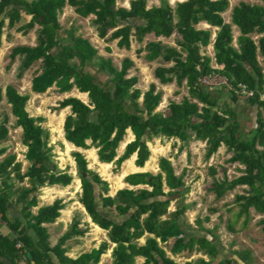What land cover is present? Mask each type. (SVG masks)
Returning <instances> with one entry per match:
<instances>
[{
	"label": "trees",
	"instance_id": "trees-1",
	"mask_svg": "<svg viewBox=\"0 0 264 264\" xmlns=\"http://www.w3.org/2000/svg\"><path fill=\"white\" fill-rule=\"evenodd\" d=\"M118 0H0V47L5 29H14L22 21V13L31 20L17 28L28 34L36 30L35 46L19 45L12 49L11 61L21 59L18 76L30 70L36 62H42V70L32 80V91L44 94L56 86L60 94L77 89L88 95V104L77 97H68L59 103V109H70L64 122V138L77 148H95L99 162L113 164L114 172L135 155L136 168H144L151 150L148 142L155 138L178 139L181 143L191 140L206 143V159H210L224 144L232 153L230 162L244 166L243 175L230 180L227 176L216 179L211 191L217 199L237 187L246 186L244 194L235 196L239 205L237 218L246 216L253 209L264 215V5L242 2L232 12V24L225 22L222 14L229 8L228 0H186L174 7L169 1L149 7L148 0H131L129 8L117 6ZM264 3V0H263ZM70 6L81 18L94 16L92 21L98 37L106 42L116 41L119 49L129 50L131 41H145L149 34L156 38H172L179 35L175 45L152 41L139 47L136 54L146 52L147 62L161 61L154 76L162 85H184L189 96L181 102L171 101L165 111H158L163 91L152 83L148 90L137 87L138 78L130 76L129 62L125 61L120 71H115L111 62L99 55L98 49L87 38L76 35V29L64 31L60 15ZM201 22L218 28L214 39L215 62L202 54V49L212 43V31L198 29ZM233 25L241 30V37L234 45ZM254 36H259L254 40ZM98 68V69H97ZM95 71V72H93ZM103 75L104 78L100 77ZM218 75L228 79L231 99L240 96L235 91L241 85L254 91L250 104L258 107L256 127L249 133L242 131L239 115L232 108L219 104V93L200 83L203 77ZM226 89V88H225ZM6 97L16 125L22 128V144L28 168L22 172V164L15 155H8L0 165V264H98L101 256L110 247L107 242L81 253L76 259L67 256L64 244L67 240L84 236L87 228H81L82 219L76 214L63 236L52 246L49 230L45 225L55 223L65 209L62 199L44 206L39 214V187L70 186L74 177L62 171L56 161L50 132L41 126L42 118L30 116L27 104L30 95L21 94L14 86L0 88V102ZM130 130L133 140L127 143L120 156L117 149ZM9 137L7 122L0 124V143ZM0 148V157L6 153ZM78 180L81 182L82 204L92 223L107 231L112 244L111 264H253L252 250H233L232 258L215 263L218 247L214 231L202 227L206 235H188L194 230L186 221L189 206L185 203V184L177 177L175 168L166 157L159 161L160 173L133 174L124 178L132 187L121 189L112 197L107 181L88 168L86 156L73 153ZM215 173V172H213ZM27 183L30 187H17ZM168 186L172 191H166ZM179 195L177 209L171 212L172 196ZM17 196L16 201L14 197ZM12 204L21 205L22 219L11 221L8 217ZM117 219V220H116ZM264 230V219L260 221ZM7 226L9 235L1 229ZM231 230L235 232L233 225ZM145 243L140 244V239ZM174 239L173 244L169 243ZM174 256L182 251H196L202 257L196 260L177 262ZM19 245V246H18ZM206 256L208 259H205Z\"/></svg>",
	"mask_w": 264,
	"mask_h": 264
},
{
	"label": "rangeland",
	"instance_id": "rangeland-1",
	"mask_svg": "<svg viewBox=\"0 0 264 264\" xmlns=\"http://www.w3.org/2000/svg\"><path fill=\"white\" fill-rule=\"evenodd\" d=\"M172 6H176L177 2L182 0H167ZM239 2V0H235ZM129 0H118L117 6L125 8ZM161 0H148V6L158 5ZM126 9V8H125ZM230 10V9H229ZM226 15V13H225ZM23 19L21 23L14 29H5L0 47V88L5 89L8 85L14 86L21 94L30 95V100L27 104V111L30 116L35 118H42L41 126L48 129L50 132V144L53 145L56 161L62 171H67L74 177L73 183L69 187H39L37 192L32 195H37L38 206L33 209L35 214H39L41 209L52 204L57 199H62L65 204V209L61 211V216L55 224H48L50 232L49 242L51 244L57 243L58 239L66 231V225L70 223L76 214H80L82 219V226L84 225V216L81 211L80 197L81 191L75 183L78 180L73 153L76 152L73 147H69L64 138V122L66 117L70 114V109L66 108L60 110L59 103L68 97H77L84 102H89L88 99L82 97L77 89H73L69 93L60 94L56 86H53L44 94H36L32 91V80L42 70V62H36L35 65L24 73L22 77L18 76L19 67L21 66V59L18 57L15 61H11L10 54L14 47L19 45L32 46L37 44L36 30L38 27L30 31L28 34H22L17 31V28L30 21L25 13H22ZM94 16L89 18H81L75 12V9L67 6L60 15V23L64 31H69L72 28L76 29V35L87 38L98 49L100 57L111 62L115 71H120L123 68L124 62L128 61L130 68L128 74L138 78L137 87L142 91L148 90L149 86L154 82L155 70L162 65L161 61L148 63L145 58V52L136 54L139 47L144 46L147 42L157 40L153 35H147L145 41L137 44L134 40L131 41L129 50L119 49L116 46V41L106 42L98 37L96 28L92 21ZM178 34L172 38H163L166 44L175 45ZM202 52L210 54L209 47L203 48ZM98 69V68H97ZM95 72V71H93ZM104 78L103 75L99 74ZM157 81V80H156ZM157 86L163 91V100L158 108V111H165L169 102L173 100L180 101L185 95H188V89L184 85L179 87L176 83L162 85L158 82ZM158 88V89H159ZM219 96L225 100H231V90L220 88L218 89ZM261 98V96H260ZM86 99V101H85ZM241 101L247 102L250 106V98H239ZM231 103V102H230ZM247 114L251 112L250 107L242 110ZM249 111V112H248ZM239 115L242 124V131L249 133L255 125L256 115ZM7 122L9 128V137L6 141L0 143V148H6V153L0 157V165L8 155H15L16 162L22 164V172L25 173L28 168V163L25 161L24 154L26 147L22 144V128L16 125V118L11 112V106L7 103V99L3 96L0 102V124ZM128 139V137H126ZM149 148L157 150L154 156V162H157L161 156L172 159V164L175 168L176 175L185 184L187 192L185 193V203L189 206L186 212V221L192 226L194 230L189 231L188 235H206L200 232V225L197 223L199 219L202 222V227L214 231L216 236L215 243L218 247V254L215 258V263L225 258H232L233 250L249 249L253 253V264H264V230L260 223L264 219V215L251 213L247 223H245L246 216L237 218L240 212L239 205L234 203L235 196L244 194L248 187L240 186L231 192H227L223 198L217 199L214 192L211 191L214 180L222 179L227 176L230 180L243 175L244 166L241 164H232L230 162L232 153H229L226 146L223 144L216 154L210 159H206L205 143H200L191 140L187 143H181L178 140L168 138H155L148 142ZM179 150V151H178ZM87 161H91L89 153ZM162 158V157H161ZM160 158V159H161ZM159 159V161H160ZM114 166V165H113ZM115 166L111 170L112 173ZM118 171V170H117ZM215 172V173H213ZM17 187H30L27 180L24 184H19L14 181ZM166 191H172L166 186ZM174 202L171 209H177V202L179 195L172 196ZM17 196L14 197L16 201ZM21 205L12 204L9 213H16L20 210ZM236 229L233 232L230 226ZM84 228V226H83ZM181 260L190 261L202 257L201 253L196 251H186L180 254ZM205 259H208L204 256ZM235 258V257H234ZM177 260H179L177 258Z\"/></svg>",
	"mask_w": 264,
	"mask_h": 264
},
{
	"label": "crops",
	"instance_id": "crops-1",
	"mask_svg": "<svg viewBox=\"0 0 264 264\" xmlns=\"http://www.w3.org/2000/svg\"><path fill=\"white\" fill-rule=\"evenodd\" d=\"M130 1L131 0H129V2ZM184 1H186V0H182V1H179V2H184ZM228 1H229V8L225 12L226 15H225V13L222 14L225 22L228 23V24H232V12H233V9L236 6H239L242 2H246V3L251 4V5H264L263 0H239V2H236L235 0H228ZM129 2H127V4L125 5L126 9L129 8ZM179 2H177V3H179ZM158 5H160V3ZM26 16H27V18H29V17L31 18V16H28V15H26ZM197 28L198 29H204V30H211L212 31V43L208 46L210 48V50H211V53L210 54H206V55L210 56L213 59L212 67L214 69H219V67L216 65V62H215V52H214V45H213L214 39L216 37V31L218 30V28L212 27L209 24H207L206 22H201L197 26ZM149 35L155 36L154 34H149ZM233 35H234V45H235V47H237V46H239V45H237V40H239V38L241 37L242 33H241L240 28L237 27V26H234V25H233ZM253 38H254L255 41H257L259 36H254ZM162 39L163 38H157V40H153V41H162ZM149 42H152V41H149ZM149 42H147V43H149ZM162 42L165 43L164 41H162ZM146 44L144 46H142V47H145ZM32 46H35V44H33ZM145 54H146V52H145ZM202 54H205V53L202 52ZM263 60H264V58L259 56V61L261 63L263 62ZM148 63H153V62H148ZM158 82H159L158 79H154L153 83H155L157 85ZM159 90H160V88H159ZM213 91H214V93H216V92L219 93L220 92L218 89H214ZM187 96L188 95H185V97H187ZM260 96H261L260 99L263 101L264 100V93L260 94ZM173 101H176L178 103L181 102V100L180 101L173 100ZM170 102H169V104H170ZM219 104L220 105L229 106L230 108L233 109V111L235 112L236 115H249V113L252 112L251 115H256L255 116V120H254L255 121L254 128L256 127V119H257V115H258V107L257 106H253V105L250 106L247 102L241 101L240 99L237 100L236 102L232 101V99L228 101V100L222 99L220 96H219ZM247 107H250V110H251V112L248 111L249 112L248 114L246 112L242 111L243 108H244V110H246ZM263 115H264V112H263ZM239 119H240V117H239ZM126 137H128V139H126ZM132 140H133V136H132L130 130H127L126 136L124 137L123 142L120 143V145H119V147L117 149V155L118 156H120L122 154L125 145L127 143H129L130 141H132ZM176 140H178V139H176ZM198 142H200L202 144L204 143L202 141H198ZM71 146L73 147L74 145L71 144ZM205 146H206V143H205ZM73 148H74V150L83 153L86 156V158H87L86 154L89 153V157H90L91 161H88V164H89L88 168L90 170H92V171H95L97 174H99V176L102 178L103 181H107L109 183V186H110L109 195L112 196V197L115 195V193L118 190H121V189L144 188V186H137V187L129 186L128 184L124 183L123 180H124V178L126 176L133 175V174L150 173V174H153V175H158L160 173L159 159L161 157H164V156H161L159 159H157V162L155 163L154 162V156H155V153H156L157 150H155V149L153 150L152 149L150 159H149L148 163H146L144 168H136L135 167V165H134L135 155H133L130 159H127V161H125L121 165V167L119 168L118 171H116V173H112L111 170L114 167L113 164L108 165V164L100 163L99 159H98L97 150L95 148H91V149H88V150H85V149H82V148H77L75 146ZM152 153L154 155L153 157H152ZM91 154H93L92 158H91ZM168 159H170V161L172 162L171 158L168 157ZM75 167H76V164H75ZM78 182H80V181L79 180L75 181L76 184ZM59 187H61V186H59ZM67 187H69V186H67ZM63 188H65V187H63ZM78 188H80V191L82 193L81 182H80V185H78ZM80 206H81V211H79V212L84 216V225L83 226H84V228H87V232H86V234L84 236L73 237V238L67 240V242L64 244V246L67 249V256L70 257V258H73V259H76L77 257H79L81 253L90 252L93 248H98L100 246V244L103 243V242H107L110 245V247L112 246V244H111V242H110V240L108 238L107 231L101 229L100 227H98L97 225L92 223L91 218L89 217V215L87 214L86 210L84 209V207L82 206L81 203H80ZM173 211H175V210L171 209V212H173ZM252 212L254 213L255 211L252 209L251 213ZM8 217H9V219L11 221H14L17 218L22 219L21 209L18 212H16V213H8ZM73 218H72V220H73ZM72 220L70 221L69 224L66 225V231L68 230ZM55 223H53V224H55ZM83 226H82V224L80 225L81 228H83ZM46 228H48V227H46ZM1 232H2L3 235H9L10 230H9V228L7 226H3L2 229H1ZM49 234H50V232H49ZM173 242H174V239L170 241L169 245L171 246L173 244ZM139 243L140 244H144L145 243V238L140 239ZM55 244L56 243H53L51 245L54 246ZM162 245L165 246L168 249V252H169V254H170V256L172 258H174L176 260H177V258L179 259V260H177V262L183 263V262H186V261H190L189 259H186L185 261L181 260L180 254H183L186 251H182L181 253H178V254H176V256H174V254H173V252H171L168 244H162ZM110 247L106 250V252H104L102 254L100 262L98 264H111V257H110L111 248ZM4 262H5V264H11L8 261H4ZM144 262H145L144 258H142V257H137L136 258V264H142ZM21 264H26V263L22 262Z\"/></svg>",
	"mask_w": 264,
	"mask_h": 264
},
{
	"label": "built area",
	"instance_id": "built-area-1",
	"mask_svg": "<svg viewBox=\"0 0 264 264\" xmlns=\"http://www.w3.org/2000/svg\"><path fill=\"white\" fill-rule=\"evenodd\" d=\"M200 83L212 89L226 88L229 90H233V87L230 85L228 79L225 77H220L218 75L203 77L200 79ZM235 92L239 94L240 97L248 99L254 97L255 94L254 91L249 90L246 86L243 85H241L240 89Z\"/></svg>",
	"mask_w": 264,
	"mask_h": 264
},
{
	"label": "bare ground",
	"instance_id": "bare-ground-1",
	"mask_svg": "<svg viewBox=\"0 0 264 264\" xmlns=\"http://www.w3.org/2000/svg\"><path fill=\"white\" fill-rule=\"evenodd\" d=\"M80 95H81L82 97L88 99V95H87V94L80 93ZM86 99H85V101H86ZM66 143H67L68 145H70V147H72L71 144H70L69 142H66ZM73 147H74V146H73ZM92 157H93V154H91V158H92ZM77 184L80 185V182H78Z\"/></svg>",
	"mask_w": 264,
	"mask_h": 264
},
{
	"label": "water",
	"instance_id": "water-1",
	"mask_svg": "<svg viewBox=\"0 0 264 264\" xmlns=\"http://www.w3.org/2000/svg\"><path fill=\"white\" fill-rule=\"evenodd\" d=\"M84 102V101H83ZM86 104H88L87 102H85Z\"/></svg>",
	"mask_w": 264,
	"mask_h": 264
}]
</instances>
